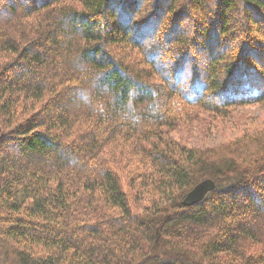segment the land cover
<instances>
[{
  "label": "trees",
  "instance_id": "1",
  "mask_svg": "<svg viewBox=\"0 0 264 264\" xmlns=\"http://www.w3.org/2000/svg\"><path fill=\"white\" fill-rule=\"evenodd\" d=\"M191 1L1 3L0 264H264V129L175 135L264 102V0Z\"/></svg>",
  "mask_w": 264,
  "mask_h": 264
},
{
  "label": "rangeland",
  "instance_id": "2",
  "mask_svg": "<svg viewBox=\"0 0 264 264\" xmlns=\"http://www.w3.org/2000/svg\"><path fill=\"white\" fill-rule=\"evenodd\" d=\"M3 1H6V0H0V8H2L1 3H3ZM7 1H10V0H7ZM14 1L16 2L17 0H14ZM70 1H72V0H70ZM210 1H211V5H212V2L215 0H210ZM192 2L193 1L190 0V5L194 6L195 4L194 3L191 4ZM234 2H236V0H234ZM187 4L189 5V1ZM78 5L80 7H82V4L79 2H78ZM211 5H210V7H211ZM236 5H233L234 9L231 10V19L234 22L236 21V18H239V16H240V20L243 19V15L236 12V9H235ZM208 13H207V16H208ZM204 14H205L204 12H200V13H196V14L194 13V17L195 16L199 17V15L202 17V15H204ZM168 15L169 14H167L166 16L169 19ZM166 16L164 15L163 19H165ZM170 16H171V13H170ZM245 16H246V14L244 13V17ZM180 21L184 22V24H187V22H188L189 26L192 25V21H191V23H189V21H186L184 19H183V21H182V19ZM209 21H210V19L208 20V22ZM257 21H258L257 23H258L260 29H259V32H254V31L252 32V35H255L254 36L255 38H251V41H249V43H251V44H253L252 39L254 41H258V42L261 41L262 43H264V19L258 17ZM178 22H179V20H178ZM239 27H240V24H239ZM178 29H179V31L182 30L181 27H179V26H178ZM184 29H185V27H184ZM232 37H233L232 34H230L229 36L226 37V39L223 38V42H222L223 46L222 47L224 48V50H227V49L230 50L229 46L231 44H229V42H230L229 39H231ZM238 37H237V39H238ZM241 37L243 38L245 36L242 35ZM204 42H205V40H204ZM255 46L258 47L257 45H255ZM197 54L199 56V60H198L197 65H200L199 66V68H200L199 71H200L202 66L203 67L208 66V61H207L208 56L204 55L203 50L199 51ZM244 56H245V52H244ZM246 56L248 58L253 59V60L256 59L255 57H258V56L254 57V55L252 56L250 53L246 54ZM258 58H262L263 61L259 60V62L262 63V64H260V66L264 67V52ZM174 71H175V69L173 71H171V74H175L176 72H174ZM179 76H181V77H179L180 80L177 79L178 82L176 79H174L175 77H173V84H175L176 86L179 84V82H182L181 81L182 79H184L182 77V73H180ZM202 78H203V74H202V71H200V72H198V80H197L199 84H201L200 82H202ZM220 99H222V98H220ZM204 108L205 107H202L203 110L201 111V113L199 115V119H201V121L195 120V123L181 124L180 128L177 129V132H175V135L181 137L188 144L206 147V146L215 145L216 143H219V142H224V141L236 139L237 137L244 135L245 132H252V131L258 130V129H264V102H251V103L247 102V103H242V104H234V105H231L229 107V109L224 111L223 114H220V113L218 114L217 112H210ZM125 186H126V189H129L128 183L125 182ZM252 251H254V250H252Z\"/></svg>",
  "mask_w": 264,
  "mask_h": 264
},
{
  "label": "water",
  "instance_id": "3",
  "mask_svg": "<svg viewBox=\"0 0 264 264\" xmlns=\"http://www.w3.org/2000/svg\"><path fill=\"white\" fill-rule=\"evenodd\" d=\"M217 186L216 181L213 178H206L197 183L185 196L183 203L186 205H192L202 200L210 191Z\"/></svg>",
  "mask_w": 264,
  "mask_h": 264
}]
</instances>
